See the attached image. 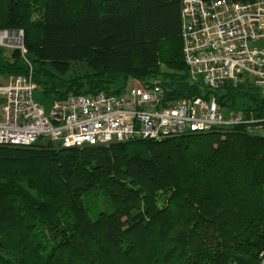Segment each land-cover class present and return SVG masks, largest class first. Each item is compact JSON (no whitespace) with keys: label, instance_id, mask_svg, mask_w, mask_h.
Returning a JSON list of instances; mask_svg holds the SVG:
<instances>
[{"label":"trees","instance_id":"16d2710c","mask_svg":"<svg viewBox=\"0 0 264 264\" xmlns=\"http://www.w3.org/2000/svg\"><path fill=\"white\" fill-rule=\"evenodd\" d=\"M3 29L24 31L46 108L158 79L169 100L216 97L264 119L259 89L203 92L190 80L181 0H0ZM3 54L0 74L29 75L18 52ZM76 66L84 71L66 78ZM248 128L0 145V264H264V137Z\"/></svg>","mask_w":264,"mask_h":264},{"label":"built area","instance_id":"2783aa9c","mask_svg":"<svg viewBox=\"0 0 264 264\" xmlns=\"http://www.w3.org/2000/svg\"><path fill=\"white\" fill-rule=\"evenodd\" d=\"M181 38L190 80L201 91L227 83L264 89V0H181ZM0 48L18 52L29 70L0 83V145L45 140L64 148L108 146L240 124L264 137V119L222 108L216 97L169 100L158 79L125 85L119 94H70L46 108L35 97L39 86L24 31L0 30Z\"/></svg>","mask_w":264,"mask_h":264},{"label":"rangeland","instance_id":"374dc122","mask_svg":"<svg viewBox=\"0 0 264 264\" xmlns=\"http://www.w3.org/2000/svg\"><path fill=\"white\" fill-rule=\"evenodd\" d=\"M35 17L38 18L39 16L36 15ZM262 46H264V44H262ZM3 56L5 57V59H9V60H11L12 53H11L10 51H6V50H4V54H3ZM161 70H162L163 72H165V71H167L168 69H167L165 66H162ZM81 71L83 72L84 69L80 70L79 67L76 66V67L73 68V71H72L70 74H68L69 76H67L66 78H68V77H73V75H74L75 73L80 74ZM8 77H9L8 75L0 74V83H1V82H2V83H6V81L8 80ZM39 89H41V88L39 87ZM259 91L261 92V94L263 93V95H264V89H263L262 87H259ZM36 95L40 96V95H41V90H38V91L36 92ZM242 103H243V101L239 99V101H238V105H237V108H238L239 110H241V108H242ZM46 143H47V141H45V140H40V141L38 142V144H40V145H44V144H46Z\"/></svg>","mask_w":264,"mask_h":264}]
</instances>
